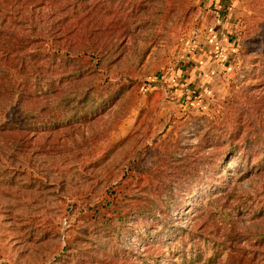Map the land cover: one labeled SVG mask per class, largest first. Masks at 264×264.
Listing matches in <instances>:
<instances>
[{"label": "rangeland", "instance_id": "1", "mask_svg": "<svg viewBox=\"0 0 264 264\" xmlns=\"http://www.w3.org/2000/svg\"><path fill=\"white\" fill-rule=\"evenodd\" d=\"M220 3L0 0V264H264V0Z\"/></svg>", "mask_w": 264, "mask_h": 264}, {"label": "trees", "instance_id": "2", "mask_svg": "<svg viewBox=\"0 0 264 264\" xmlns=\"http://www.w3.org/2000/svg\"><path fill=\"white\" fill-rule=\"evenodd\" d=\"M39 5H41V4H39ZM42 5H43V3H42ZM37 42H42V41H37ZM27 43L28 44L29 43H33V41L32 40H28ZM38 45L43 47L42 44H38ZM38 45H36V47H33L31 52H34V49L39 48ZM28 51H29V48H28ZM31 52H28V53H31ZM21 65H24L25 67H28V69H31V67H32V64H30L29 62L26 63L25 61H21ZM226 144H227V146L225 148V151L229 152L230 151V143H226ZM131 169H132L131 167L128 168V170L126 172L127 173L126 175L132 173ZM140 177L141 176L138 177V180L141 179ZM126 178L127 177H123L121 181H118L112 187L106 189L107 197L103 198L99 202V204H97V205L99 206L101 204L102 207L109 208V209L114 207L112 211L120 212L121 214H126V213L130 212V210H136V211H138L140 213L144 212V208L146 206H148V204L142 202V200L139 199L140 197H138V201H137V198L134 199L132 197L133 194H131V190H130L129 184L127 183V180L125 181ZM155 188H156V185L153 188L154 193H158L157 189H155ZM98 209L99 208H96L95 210L98 212L99 211Z\"/></svg>", "mask_w": 264, "mask_h": 264}, {"label": "crops", "instance_id": "3", "mask_svg": "<svg viewBox=\"0 0 264 264\" xmlns=\"http://www.w3.org/2000/svg\"><path fill=\"white\" fill-rule=\"evenodd\" d=\"M240 4V0H225V4H221L219 5V7H217V9H221V14L223 15L221 18L216 19V23L217 25L221 24V28H225L224 30V39H227V35L229 33L228 30V24L230 22V39L232 38V31H231V24H232V20H233V16H232V11L235 10L234 7H237V5ZM218 5V4H217ZM229 14H230V20H229ZM219 27H217V31H219ZM214 34V33H213ZM215 51V50H214Z\"/></svg>", "mask_w": 264, "mask_h": 264}]
</instances>
